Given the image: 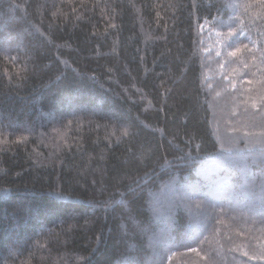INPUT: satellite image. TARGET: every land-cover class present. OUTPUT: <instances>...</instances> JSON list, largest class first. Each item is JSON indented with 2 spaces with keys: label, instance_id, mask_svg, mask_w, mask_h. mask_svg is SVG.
<instances>
[{
  "label": "trees",
  "instance_id": "1",
  "mask_svg": "<svg viewBox=\"0 0 264 264\" xmlns=\"http://www.w3.org/2000/svg\"><path fill=\"white\" fill-rule=\"evenodd\" d=\"M261 97L264 0H0V264H264Z\"/></svg>",
  "mask_w": 264,
  "mask_h": 264
},
{
  "label": "snow or ice",
  "instance_id": "2",
  "mask_svg": "<svg viewBox=\"0 0 264 264\" xmlns=\"http://www.w3.org/2000/svg\"><path fill=\"white\" fill-rule=\"evenodd\" d=\"M232 34H233V31L230 29L227 35H228L229 37H231ZM225 43H226L227 46H230V41H225ZM239 51H240V49H239V48H236V49H234L232 52H230L229 55L235 56L236 53L239 52ZM245 67H247V65H245ZM261 101L264 102V97H261ZM254 106H255V105H254ZM124 134H127L126 131H125ZM189 251H191V252H196L197 249L193 248V249H189ZM243 255L248 256L249 254H248V252H244ZM250 258H251V259H257L258 257L255 256V255H253V256H251ZM259 258H260V259H264V255L260 256ZM169 259H171V257H169Z\"/></svg>",
  "mask_w": 264,
  "mask_h": 264
},
{
  "label": "rangeland",
  "instance_id": "3",
  "mask_svg": "<svg viewBox=\"0 0 264 264\" xmlns=\"http://www.w3.org/2000/svg\"><path fill=\"white\" fill-rule=\"evenodd\" d=\"M220 44V43H219Z\"/></svg>",
  "mask_w": 264,
  "mask_h": 264
}]
</instances>
